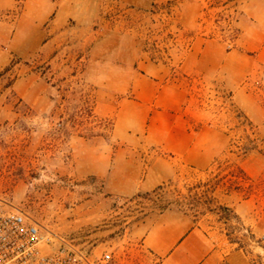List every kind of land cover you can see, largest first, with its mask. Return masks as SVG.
I'll use <instances>...</instances> for the list:
<instances>
[{
	"label": "rangeland",
	"instance_id": "374dc122",
	"mask_svg": "<svg viewBox=\"0 0 264 264\" xmlns=\"http://www.w3.org/2000/svg\"><path fill=\"white\" fill-rule=\"evenodd\" d=\"M61 2L59 58L14 61L19 67L0 78V198L44 233L93 254L111 251L121 264H150L137 234L164 211L264 264V23L250 31L238 0ZM192 58L206 63L196 70ZM224 58L233 63L222 67ZM141 62L164 66L162 82L184 92L180 114L194 147L190 159L165 154L173 175L161 191L110 197L94 178L77 176L73 148L79 138L108 140L113 122L96 115L97 90ZM24 75L37 88L32 105L10 88Z\"/></svg>",
	"mask_w": 264,
	"mask_h": 264
},
{
	"label": "crops",
	"instance_id": "0c3cea01",
	"mask_svg": "<svg viewBox=\"0 0 264 264\" xmlns=\"http://www.w3.org/2000/svg\"><path fill=\"white\" fill-rule=\"evenodd\" d=\"M239 1L246 19L253 24L250 31L256 32V21L264 23V0ZM63 5L61 0H24L20 6L17 0H0V78L19 67L14 61L59 58L55 51L58 38L64 33ZM17 10L12 23L5 21L7 14ZM242 31L243 36L248 33ZM202 45L200 48L206 47ZM190 50L193 51L190 55L196 57V42ZM193 59L196 70L206 63L205 58ZM233 59L224 58L222 67L233 63ZM186 62L187 59L184 66ZM234 67L240 76L247 71L239 63ZM137 69L126 66L118 76H109L116 81L97 90L94 111L100 119L113 122L108 140L79 138L73 148L77 176L94 178L110 197L154 191L173 175V164L165 154L169 159H190L194 147L193 135L187 131L180 114L184 92L162 82L168 70L146 62L138 63ZM202 73L206 75L209 70ZM10 88L24 102L30 105L37 102V88L29 75L14 81ZM2 90H7L3 84L0 96ZM118 94L128 97H117ZM137 237L150 264H256L242 250H228L220 238L206 233L186 215L173 211L156 215Z\"/></svg>",
	"mask_w": 264,
	"mask_h": 264
},
{
	"label": "built area",
	"instance_id": "2783aa9c",
	"mask_svg": "<svg viewBox=\"0 0 264 264\" xmlns=\"http://www.w3.org/2000/svg\"><path fill=\"white\" fill-rule=\"evenodd\" d=\"M0 264H121L111 251L86 252L72 239L42 228L25 212L0 198Z\"/></svg>",
	"mask_w": 264,
	"mask_h": 264
},
{
	"label": "trees",
	"instance_id": "16d2710c",
	"mask_svg": "<svg viewBox=\"0 0 264 264\" xmlns=\"http://www.w3.org/2000/svg\"><path fill=\"white\" fill-rule=\"evenodd\" d=\"M24 0H17L18 2V6L21 5V3L23 2ZM162 190V186H159L158 188H156L153 193L157 192V191H161ZM218 209L223 211V212H229V209L228 208H225V207H222V206H218ZM223 219L228 222L229 220V216L227 215L226 217H223Z\"/></svg>",
	"mask_w": 264,
	"mask_h": 264
}]
</instances>
